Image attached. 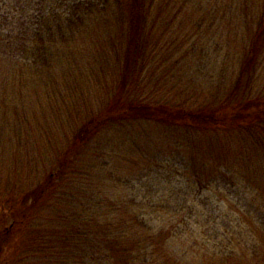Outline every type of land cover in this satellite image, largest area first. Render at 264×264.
Returning a JSON list of instances; mask_svg holds the SVG:
<instances>
[{"label":"trees","instance_id":"obj_1","mask_svg":"<svg viewBox=\"0 0 264 264\" xmlns=\"http://www.w3.org/2000/svg\"><path fill=\"white\" fill-rule=\"evenodd\" d=\"M193 1L0 0V121L5 123L0 139L10 135L11 143L4 154L0 140V168L8 162L6 191H15L6 198L12 225L25 226L27 235L15 264H247L260 259L257 240L263 252L264 236L246 216L250 233L258 237L252 244L246 243L248 237L245 241L253 254L246 257L241 246L219 255L199 251L198 230H205L197 222L200 210L191 192L221 183L249 210L253 207L256 220H264V0L245 4L251 32L242 53L235 48L230 66L216 68L224 80L215 95H164L160 74L173 66L161 71L164 57L158 59L157 53L168 59L176 53L169 54L162 41L182 25L179 15ZM92 97L99 100L96 110ZM49 111L59 112L69 125L66 131L62 126L61 139L71 132L72 143L63 151L57 149L55 131L42 128ZM18 112L30 128L39 123L33 128L40 142L34 144L45 145L42 158L60 159L55 175L16 193L22 181L14 173L35 179L40 168L19 142L20 117L15 121L17 114H11ZM144 122L163 125L164 133L152 138L136 132L142 142L134 139L131 151L143 168L134 176L177 159L181 180L168 181L167 191L138 192L132 198L117 193L119 181L111 192L89 182L75 192L63 188L62 179L79 155L88 149L96 157L99 150L109 158L105 149L113 134ZM108 162L113 171L120 163L112 157ZM260 196L262 206H254ZM43 199L46 212L38 216Z\"/></svg>","mask_w":264,"mask_h":264},{"label":"rangeland","instance_id":"obj_2","mask_svg":"<svg viewBox=\"0 0 264 264\" xmlns=\"http://www.w3.org/2000/svg\"><path fill=\"white\" fill-rule=\"evenodd\" d=\"M256 2H258V0H194L189 5L185 6V9L177 20V22L180 20L182 25L177 27V29H172V35L162 41V44L169 45V54L171 50L174 49H176V53L172 52V56H170L169 59L164 52L161 51L157 53L158 59L164 57V65L161 71L166 67L171 69L173 66L172 70L168 72L165 71V73L163 71L160 74L161 80L159 79V83L161 87L165 88H163L164 95L169 93L179 98L192 97L193 95H196L197 98H203L206 95L205 97L207 98L216 94L219 89V81L224 80L222 76L220 78L216 76V73H218L216 68L225 64L229 67L230 62H233L235 59L233 56L235 48L238 49L239 53H242V50L246 47V45L244 46V40L251 32V27L249 24H246L243 11L246 9L245 4L255 5ZM238 9L240 11L239 15L236 14L238 13ZM167 13L169 18H173V13ZM167 22L168 20L165 22L166 27L168 26ZM163 29L164 26H161V30ZM157 33L159 34L160 31H157ZM154 36L159 37L156 33ZM235 40H237V42H235ZM203 51L206 55L205 59L202 58ZM228 53L229 56L226 55ZM185 55L187 58L183 59ZM189 58L191 66H189L190 63H186ZM187 62H189V60ZM213 68H215V70ZM153 81H156V79ZM91 101V109L96 110L97 107L95 108L94 104L96 103L99 106V100L97 97H92ZM58 113H51L49 111L47 120L42 123V128L55 131V135L57 136V141L55 142L56 144L59 143L57 149L58 151H63L67 147V142H71L72 134L70 132V137L68 138L66 133L63 139H61L62 130L65 129L66 131L69 125L62 122L63 120L66 122V117L60 118ZM11 114H13V118L17 114L14 118L15 121L18 119L17 116L20 117V130H22V132L21 137L19 136L18 139L21 145H23V148L31 153V156L28 158L29 161L33 159L37 167H40L39 173H36L38 176L35 179L33 176H31L30 179L29 175L25 173H14L13 176L20 177L22 181L19 184L20 189L16 191V193H18L24 189L27 190L30 185L29 183L35 186L44 179H48L47 177L51 173L55 175V173H57L60 156L57 157L53 155L50 158H42V156H47L46 152L43 151L45 145L41 143L34 144L38 141L35 137L38 132H35L33 127H36V125L39 126V123H34L33 127L30 128V125L26 124V118L24 119L22 113L18 112ZM41 118L45 120L46 113L41 114ZM53 119L55 121H53ZM6 120L8 119L6 118ZM4 124V122L0 121L1 129ZM62 126H64V129ZM136 132L146 133L152 137L164 133V127L154 122H144L136 123L133 126L125 127L124 130L116 131L112 136L113 141H111L108 148L105 150L109 149L107 154L109 152L113 160L116 159L120 162L117 165V169L113 171L111 165L106 166V164L110 163L108 162L110 159L109 156V158H102L103 156L100 154L99 150H97V153L94 152L96 157H90L91 153H89L87 149L83 154L78 156L79 161L74 164L71 169L69 168V172L67 171L68 176L62 179L63 188H67V191L73 190L75 192V189L81 190V188H87V184L90 183L94 188H105L111 192L112 190L110 187H114L119 181L120 185L118 189H115L117 193L122 196L125 194L126 197L132 198L137 195L138 192L143 194L146 191H155L158 193L167 191L168 181H171L173 185L181 180L182 172L181 169H179V161L177 159L172 164L164 161L159 162L152 166V171L145 168L142 170L140 177L134 176L136 171L143 168V165L137 162L139 160L137 153H132L131 151L133 140L136 136H139ZM11 135L15 136L14 134ZM9 137L10 135H4V137L1 138L4 139L2 140L3 144H1L4 154L7 153L8 148L11 146ZM135 141L141 143L142 138L135 139ZM38 142H40V140ZM32 144L35 146H31ZM102 160L103 162H101ZM136 162L138 164H136ZM7 164L8 162L3 164L2 168H0V264H15L16 262L18 263L20 252L22 251L24 240L27 235L26 227L12 225V220L8 215L10 206L6 202V198L8 195H14L15 191L10 188L9 191H6V184L9 182L8 180H10L8 179L9 171L6 167ZM110 171H112L113 174ZM109 176H113L112 180ZM11 180L14 182L17 181L14 177H12ZM109 183L112 184L110 185ZM249 191L250 190L247 191L246 196L250 198L252 194ZM261 193L262 191H260V194ZM78 194L82 196L80 192H78ZM193 197L196 199L195 203L199 205L198 207L200 210L197 222L202 225V228L205 230V232L201 231V228L198 230L200 235L197 238L199 251L209 249L211 254H227L230 250L238 249L239 246H241L240 250H243L244 253L247 254L246 257L250 256L249 254H253L255 250L247 249L245 241L248 237L249 239L246 243L252 244L256 237L254 238L250 233L252 229L251 224L247 223L246 220L244 221L243 218L246 216V218L254 220L255 222L253 223L258 227L259 232L256 234H260L261 237L264 236V220L261 218L260 220H256L257 218L255 216L253 217V213L251 212L253 207L249 210L250 206L248 204L242 203L241 200L237 198L239 196L236 195L232 189H229L221 183L218 188L213 185L212 188L207 187L201 189V191L196 187L193 192H191V198ZM261 199L262 197L260 196V200L255 201V204L253 203L254 206L257 205L261 207ZM46 201L47 199H43L42 202L44 203L39 205L40 207L37 210L38 216L45 215L46 209L41 210V208L46 207ZM42 204H44V206ZM208 208L212 209H210V213L207 211ZM256 239H258V237ZM257 243L259 249L257 246L256 250L258 251H256L255 254L257 256H262H260V259L256 257V260H250L247 264H255L257 260L260 262L259 264L262 262L264 263V251L261 252L259 240H257Z\"/></svg>","mask_w":264,"mask_h":264}]
</instances>
